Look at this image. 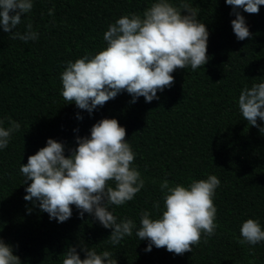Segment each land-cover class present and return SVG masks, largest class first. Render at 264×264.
<instances>
[{
    "label": "trees",
    "instance_id": "16d2710c",
    "mask_svg": "<svg viewBox=\"0 0 264 264\" xmlns=\"http://www.w3.org/2000/svg\"><path fill=\"white\" fill-rule=\"evenodd\" d=\"M151 2L34 0L16 30L23 33L30 21L37 40H13L0 28V119L10 117L21 125L0 150V238L21 264H62L69 246L81 259L82 247L111 251L117 264H264V242H237L246 219H257L264 229V133L242 119L237 103L243 88L264 81V6L258 14L239 10L253 34L239 41L231 27L235 16L224 0H187L200 9L198 19L209 32V60L195 71L190 66L174 71L173 85L150 103L143 97L130 103L133 98L122 92L89 115L61 95L66 62L103 49L109 24L121 15L142 13ZM103 118H115L126 129L136 153L133 166L146 181L132 201L110 210L139 224L141 211L152 210L154 201L163 208L162 180L188 186L193 179L216 175L221 181L214 197L219 227L207 243L202 240L183 255L155 246L146 252L148 242L136 238L134 230L114 246L107 240L111 229L87 213L80 217L75 206L71 218L57 223L23 199L27 185L19 169L28 156L49 138L63 143L68 156L75 138L89 136ZM257 124L264 127L262 121Z\"/></svg>",
    "mask_w": 264,
    "mask_h": 264
},
{
    "label": "clouds",
    "instance_id": "9594fccd",
    "mask_svg": "<svg viewBox=\"0 0 264 264\" xmlns=\"http://www.w3.org/2000/svg\"><path fill=\"white\" fill-rule=\"evenodd\" d=\"M231 6L235 19L232 31L239 41L251 39L245 17L239 11L258 14L264 0H224ZM34 0H0V28L10 38L25 43L35 41L39 33L29 21L26 31H17L22 16L33 9ZM199 8L187 0L175 4L172 0H152L142 13L121 15L108 25L103 34L106 46L96 53H85L75 61H67L60 75L61 95L67 103L92 114L122 92L135 103L143 97L150 103L159 99L174 83L177 69L195 71L209 60L207 27L198 19ZM49 15L53 9H49ZM242 119L264 133V81L245 87L238 97ZM77 119L83 117L77 115ZM5 120L7 127H4ZM21 125L9 118L0 119V150L7 148ZM78 131V130H76ZM126 129L115 118H103L92 125L90 135L75 138L76 147L65 156V145L47 139L46 145L29 155L21 164L20 173L26 184L25 201L46 212L49 219L63 223L72 216V206L83 217H94L105 229H111L107 240L119 245L125 237L146 240V252L152 247L164 248L174 255L191 252L203 240L216 234V189L221 181L216 175L193 179L188 186L159 183L163 208L154 201L152 210H142L139 224L131 218H121L110 210L122 206L145 187V178L133 166L136 153L126 139ZM151 183L156 184L153 180ZM153 213H159L154 217ZM241 245L254 246L264 242V229L257 219H246L240 229ZM81 259L77 248L69 246L63 253L62 264H117L111 251L99 253L94 247H82ZM0 264H21L13 247L0 238ZM251 264V262H250Z\"/></svg>",
    "mask_w": 264,
    "mask_h": 264
}]
</instances>
